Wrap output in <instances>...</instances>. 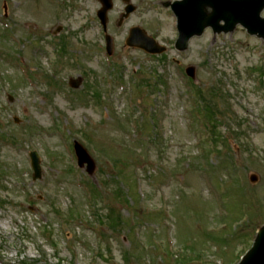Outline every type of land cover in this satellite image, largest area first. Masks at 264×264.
<instances>
[{"label": "rangeland", "instance_id": "obj_1", "mask_svg": "<svg viewBox=\"0 0 264 264\" xmlns=\"http://www.w3.org/2000/svg\"><path fill=\"white\" fill-rule=\"evenodd\" d=\"M93 1L0 0V264H237L264 226V38L207 28L178 52L166 0H132L167 51L114 36L109 66Z\"/></svg>", "mask_w": 264, "mask_h": 264}, {"label": "water", "instance_id": "obj_2", "mask_svg": "<svg viewBox=\"0 0 264 264\" xmlns=\"http://www.w3.org/2000/svg\"><path fill=\"white\" fill-rule=\"evenodd\" d=\"M104 8L101 10L102 19L106 20V13L112 8L111 0H103ZM210 6L213 9L211 14H206L205 8ZM130 8L128 11H131ZM264 9V0H184L176 6V13L179 17L180 37L178 40V48L185 49L189 39L195 34H202L207 26H211L217 32H230L234 30L238 23L246 27L251 34H258L264 38V19L261 18V11ZM225 21L224 25H220V21ZM140 29H135V32ZM142 35V36H141ZM140 36H130L127 44L133 47H139L149 53L156 54L164 52L165 48L141 33ZM112 43L109 39V50L112 52ZM188 74L195 77V69L187 70ZM74 88L81 85L80 80L71 81ZM76 152L80 165L83 167L88 164V172L93 174L95 164L88 155L85 148L76 143ZM33 166L35 168V179L41 177L40 159L36 152L31 154ZM252 182H256L258 178L253 176ZM240 264H264V227L260 230L253 249L245 257Z\"/></svg>", "mask_w": 264, "mask_h": 264}, {"label": "flooded vegetation", "instance_id": "obj_3", "mask_svg": "<svg viewBox=\"0 0 264 264\" xmlns=\"http://www.w3.org/2000/svg\"><path fill=\"white\" fill-rule=\"evenodd\" d=\"M93 2H96L100 5V0H94ZM125 8H126V5L123 6L122 10L119 12V17L117 19H109L108 20V24H107L106 28H104L100 24V22L97 21L98 34L101 36H106L107 34H110L111 36H128L130 30L133 27H135V26L140 27L141 25L134 24V22H133L134 16L136 15V12L131 14L126 19L123 18L125 16V13H124ZM137 12H139V10H137Z\"/></svg>", "mask_w": 264, "mask_h": 264}]
</instances>
